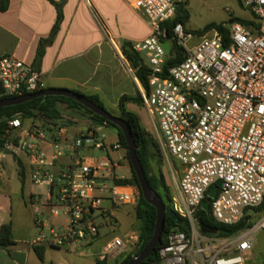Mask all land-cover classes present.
I'll use <instances>...</instances> for the list:
<instances>
[{
  "label": "built area",
  "instance_id": "1",
  "mask_svg": "<svg viewBox=\"0 0 264 264\" xmlns=\"http://www.w3.org/2000/svg\"><path fill=\"white\" fill-rule=\"evenodd\" d=\"M239 2L253 16L250 25L234 20L223 24L225 31L212 28V35H199L178 22L170 37L166 24L176 15L175 0L134 4L151 26L147 38L133 43L150 70L148 88L139 83V92L164 158L181 173L173 210L191 227L190 233L170 231L154 264H245L256 234L264 232V209L256 211L264 203V0ZM173 43L181 57L169 66V60L179 58ZM0 83V99L46 88L42 73L14 54L0 55ZM108 127L91 121L70 136L68 125L42 127L20 117L8 121L3 147L31 158L35 182L53 192L52 214L64 218L40 224L32 245L68 250L92 245L104 226L116 223L120 206L139 203L137 186L120 182L114 170L120 160L109 154L122 145L107 144ZM85 152L107 155L95 154L90 162ZM67 155L70 161L51 171ZM4 156L0 152V170ZM213 187L217 191L208 213L215 222L238 224L251 215L250 209L255 210L253 218L261 217L235 235L201 233L198 211ZM137 238L136 233L114 236L98 259L119 255Z\"/></svg>",
  "mask_w": 264,
  "mask_h": 264
},
{
  "label": "crops",
  "instance_id": "2",
  "mask_svg": "<svg viewBox=\"0 0 264 264\" xmlns=\"http://www.w3.org/2000/svg\"><path fill=\"white\" fill-rule=\"evenodd\" d=\"M55 1L62 4L63 17L53 42L45 47L41 59H38L40 41L48 38L52 32L58 16L57 6L50 0H9L6 10L0 8V55L14 54L31 63L42 73L46 88H66L86 95H98L105 107L108 105L119 110L120 97L124 94L135 96L140 83L122 51V45L125 42L133 44L151 34L150 24L134 7L136 0ZM131 103L126 104L129 110ZM35 122L40 123L38 120ZM89 123L90 119L79 118L65 125H68L69 135L72 136ZM117 142L116 131L114 141L107 144ZM12 152L10 150L17 165L22 190L27 182L31 184L29 202L35 209L33 216H28L16 231L12 202L7 196L0 195V227L11 222L15 240V244L9 248H0V264H67L68 256L65 253L76 251V247L82 245L74 246L72 250L41 245L44 246V259L40 260L31 244L40 224H58L64 218L52 214L50 198L53 192L47 185L35 182L37 170L31 158L25 152H13L24 167L22 182L20 168ZM109 155L113 160H120L114 170L120 176L119 181L125 183L122 180L130 178L127 166L122 164L125 158L122 148L111 151ZM5 156L3 169L0 170V187L4 173L9 172L5 170ZM68 160V155L62 157L51 171L58 172ZM37 204H41V209Z\"/></svg>",
  "mask_w": 264,
  "mask_h": 264
},
{
  "label": "trees",
  "instance_id": "3",
  "mask_svg": "<svg viewBox=\"0 0 264 264\" xmlns=\"http://www.w3.org/2000/svg\"><path fill=\"white\" fill-rule=\"evenodd\" d=\"M50 1L57 6L58 16L50 36L40 41V46L38 49V59H41V57L43 56L45 47L53 42L57 34L59 24L63 17L62 7H61L62 4L57 3L55 0H50ZM8 5H9V0H0V8L2 10H6L8 8ZM178 5L180 6H177L175 17L166 24V31L168 37L172 35V28L178 22H181L186 27V29L191 30L187 27L189 14L185 6H183V4L180 3H178ZM234 20L241 21L247 25H250L252 23L251 21L244 19H231L229 20V22L226 23L212 24L208 26L206 30L210 28H218L220 31H225V27L223 24L230 23ZM206 30L204 32H206ZM193 32L198 33L197 31H193ZM172 49L177 51L179 58L169 60L168 62L169 66L175 64L181 57V53H179V48L175 43H173ZM122 51L125 57L127 58V60L129 61L132 69L134 70L136 78L139 80V82L144 88H148V78H149L150 70L149 68H147V66L144 65L141 56L133 49V44L129 42H125L122 45ZM84 95L87 96L92 101H94L97 105L106 108L103 101L100 99L98 95H86V94ZM6 97H14V96H6ZM128 102H137L139 104H143L140 92H138L135 96L124 94L120 97L119 106H118V109L120 111L119 116L122 119H124V121L130 126L132 130L134 141L137 147V154L144 168L150 186L153 188L155 192H157L160 195L165 205L171 206V208L173 209L172 196L169 193L164 176L162 174L156 176L150 174L149 172V168L153 166L158 160L157 158L158 155L155 152L156 149L158 150V152H160L161 156L163 157L160 144L156 137L149 135L148 132L143 128V126L140 123V119L138 115L127 108L126 104ZM14 117H20L24 123H28V124L38 120L41 123L42 127L59 126L68 123L70 124L71 122H75L79 118H82V119H90L94 123L106 122L109 127H113L116 129L119 142L127 150V158L129 160L132 171V179L131 178L124 179L122 181L125 183H131L136 185L140 192L139 203L134 208L135 217L139 221V246L136 252L134 253V255H128L127 257H125L123 261H121L118 264H127L128 262H130L146 246V244L151 239L155 231L157 211L153 205L149 204L143 198L142 190L138 183L137 176L132 168L129 159L127 143L121 129L113 122L108 121L104 117L95 114L94 112L87 109L79 102L69 97L42 96L22 104L0 108V146H4L6 141L4 138V134L8 127V121ZM12 154L14 155V158L17 161V164L20 168V176L23 182L22 170H24V167L20 159L13 152ZM263 209H264V203L259 208H256V211L258 212ZM197 217L202 219L203 222L216 227L219 230L217 235L220 237L235 235L240 231L244 230L245 228L251 227L255 222L253 220L252 215H247L238 224L225 225L215 222L212 219L211 214L205 212L202 209L198 211ZM181 218L183 220V223L178 224L170 216L168 215L166 216L165 227L162 238L158 243L156 250L153 253H151L150 256L142 264H154L159 261V249L166 243L167 234L170 231L180 230L186 233L191 232L189 221L184 217ZM14 244H15V240H14L13 225L11 222L4 223L0 227V248H9ZM34 250L37 253L39 259L43 260L44 246L36 245L34 246ZM96 264H109V263L107 259L104 260L96 259Z\"/></svg>",
  "mask_w": 264,
  "mask_h": 264
},
{
  "label": "rangeland",
  "instance_id": "4",
  "mask_svg": "<svg viewBox=\"0 0 264 264\" xmlns=\"http://www.w3.org/2000/svg\"><path fill=\"white\" fill-rule=\"evenodd\" d=\"M175 1L177 2V6H180L178 5L179 1ZM180 4L185 6L189 14V19L187 21L188 27L192 31L200 33L199 35H203L206 32H208L207 34L212 35L213 31H210L212 28L206 30V28L212 24L226 23L231 19L249 20L253 18L248 10L242 8L239 0H182ZM205 30L206 32H204ZM165 47L166 49H169L170 44L167 43ZM106 108L114 113V115H120V111L116 108L108 105H106ZM129 108L138 115L141 125L148 134L156 137L155 125L144 104L132 102L129 105ZM13 134L11 139L13 138ZM106 135L107 142L114 141L116 137V129L110 127L106 130ZM122 152L125 154L122 164L127 166L129 170L128 178L132 179V171L127 158V150L122 147ZM155 152L158 155V160L149 168V172L156 176L161 174L164 176L169 193L173 198L176 193L177 181L181 175L179 172L180 170H177V168L176 170H172L164 156L162 157L157 149ZM85 154L89 156L88 161L90 162H92V157L95 154L97 156L107 155V153L103 152H85ZM68 161H70V158ZM5 162V170H9V172L4 173L3 183L0 187V195H2V197L7 196L12 202V218L17 231L19 229L18 227L27 220L28 216H33L35 207H31L29 202L31 184L30 182H27L24 190H22V183L17 173V165L11 154L5 156ZM37 206L41 209V204H37ZM134 208L135 207L131 205L120 206L119 209L116 210V223L111 226H104L101 229L100 236L92 245L87 247L77 246L76 251L73 252L65 253V251L64 253L68 256L67 264H96V257L101 253L103 246L114 236L118 235L123 237L126 233H136L138 235L137 240H134V243L127 245L119 255L108 258V263L118 264L128 255H134L139 246V221L135 217ZM35 213L39 214L38 212ZM260 217L261 214H256L253 220L256 221ZM197 228L200 231L199 225H197ZM21 231H23V229ZM245 264H264V232L258 231L256 234L254 248L248 255Z\"/></svg>",
  "mask_w": 264,
  "mask_h": 264
},
{
  "label": "water",
  "instance_id": "5",
  "mask_svg": "<svg viewBox=\"0 0 264 264\" xmlns=\"http://www.w3.org/2000/svg\"><path fill=\"white\" fill-rule=\"evenodd\" d=\"M0 92L4 94V88L2 87L1 83H0ZM42 96L69 97L79 102L80 104H82L84 107L91 110L95 114L101 117H104L108 121L113 122L123 132V135L125 137L127 147H128L129 159H130L132 168L137 176L138 183L142 190L143 198L149 204L153 205L157 211L155 231L151 239L146 244V246L130 262L127 263V264H142L150 256V254L156 250V247L158 243L160 242L163 232H164L166 216L167 215L170 216L178 224H182L183 220L171 208V206L165 205L160 195L157 192H155L153 188L150 186L147 180L144 168L138 157L137 147H136L133 133H132L130 126L120 116L114 115L112 112H110L106 108L97 105L94 101L89 99L84 94H81L74 90H70L66 88L50 87V88H44L42 90H38L35 92L22 94V95H18L14 97L2 98L0 99V108L22 104V103L28 102L30 100H33L35 98H39ZM0 152L5 153V154H10V149L0 146ZM216 191H217V188L213 187L208 193V198L202 203V208L207 213L210 211V199L215 197ZM248 213L253 215L255 214V210L250 209ZM198 225H199L200 232L203 234L216 235L219 232V230L216 227L203 222L202 219L200 218H198Z\"/></svg>",
  "mask_w": 264,
  "mask_h": 264
}]
</instances>
